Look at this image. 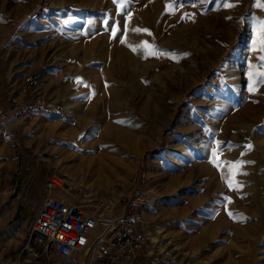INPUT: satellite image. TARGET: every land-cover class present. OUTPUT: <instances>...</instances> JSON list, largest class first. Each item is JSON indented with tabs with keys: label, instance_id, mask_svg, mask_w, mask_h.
I'll use <instances>...</instances> for the list:
<instances>
[{
	"label": "rangeland",
	"instance_id": "rangeland-1",
	"mask_svg": "<svg viewBox=\"0 0 264 264\" xmlns=\"http://www.w3.org/2000/svg\"><path fill=\"white\" fill-rule=\"evenodd\" d=\"M256 3L0 0V104L7 96L19 109L36 98L62 106L0 119V215L9 180L17 194L29 192L19 207L33 220L50 193L116 215L140 193L134 218L147 246L133 264H264V51L253 48L264 8ZM196 52L197 63L205 54L206 67L215 64L167 122L186 83L177 71ZM232 66L238 77L225 83L221 105L206 102ZM188 133L196 145L183 142ZM50 178L62 184L54 192ZM31 229L0 225V264L84 262L37 242Z\"/></svg>",
	"mask_w": 264,
	"mask_h": 264
},
{
	"label": "built area",
	"instance_id": "built-area-1",
	"mask_svg": "<svg viewBox=\"0 0 264 264\" xmlns=\"http://www.w3.org/2000/svg\"><path fill=\"white\" fill-rule=\"evenodd\" d=\"M33 78L29 77L27 81ZM5 96L0 104V119L24 113H60L62 106L36 98L22 107ZM50 178L45 188L56 191L62 184ZM60 182V181H59ZM61 183V182H60ZM144 196L140 193L125 200L120 215L103 213L84 204L50 195L44 199L33 221L31 234L37 242L53 247L69 258L85 255L80 264H122L142 253L147 246L143 230L136 225L135 215ZM2 264H22L4 262Z\"/></svg>",
	"mask_w": 264,
	"mask_h": 264
},
{
	"label": "bare ground",
	"instance_id": "bare-ground-1",
	"mask_svg": "<svg viewBox=\"0 0 264 264\" xmlns=\"http://www.w3.org/2000/svg\"><path fill=\"white\" fill-rule=\"evenodd\" d=\"M195 52V51H194ZM205 52V51H204ZM193 53V52H192ZM200 56H202L203 58V61H201L200 63H197V52H196V55L194 56L195 57V59H193L191 62L192 63H187V64H184L178 71H177V75L180 77V78H182V79H184V80H186V83L185 84H183L181 87H179L178 89H180V93L178 94V96H177V98H176V100L174 101V108H172V110H171V112L168 114V116H166V120H167V122L172 118V116L174 115V111L176 110V106L182 101V99H183V97L186 95V93H187V91L189 90V88L190 87H192L193 85H195V84H197L198 82H202L203 81V79L205 78V76H206V73L211 69V67H213L214 65L213 64H215V61L214 60H209L210 62H209V66H208V68L206 67V65L204 64L205 63V54H204V56H203V54H200ZM207 58H209V57H207ZM200 59V58H199ZM212 59V58H211ZM201 60V59H200ZM187 61H189V60H187ZM212 62V63H211ZM218 64V63H217ZM235 65H236V63H234ZM203 68H205V70L200 74L202 77L200 78V79H197V77H198V74H199V72L203 69ZM225 73H227L228 75L227 76H224L225 77V79L224 78H222L221 80H219L218 81V84H219V89H218V91H216L215 93H214V95H215V98H216V101H214V102H211L210 101V99H207L206 100V102H209V103H213V104H216V105H221V103L223 102V100H224V98L227 96V94H228V92L229 91H227V88L225 87L226 86V84L225 83H229V80L230 79H232L233 77H235L236 76V73H237V70H236V68H235V66H232V69L230 70V71H228V72H225ZM238 75V74H237ZM236 77H238V76H236ZM237 79V78H236ZM188 82V83H187ZM181 85V84H180ZM196 86V85H195ZM173 94V93H172ZM150 99V98H149ZM194 102H196L197 103V101H194ZM228 103V102H227ZM244 105V104H243ZM220 107V106H219ZM244 107V106H243ZM213 108V107H212ZM231 108V107H230ZM228 109V108H227ZM240 110H241V108H240ZM167 111V110H166ZM233 111V110H232ZM219 112V111H218ZM237 112V111H236ZM240 112V111H239ZM241 112H242V110H241ZM165 113V112H164ZM238 113V112H237ZM189 114V113H188ZM234 114V113H233ZM226 115V114H225ZM229 115H230V113H229ZM239 115V114H238ZM187 116V115H186ZM190 116V115H189ZM235 116V115H234ZM242 116V115H241ZM240 116V117H241ZM245 116V115H244ZM193 117V116H192ZM228 117V116H227ZM242 118V117H241ZM185 119V118H184ZM225 121H226V119H225ZM238 121V120H237ZM245 121V120H244ZM227 122V121H226ZM168 124V123H167ZM240 129L242 130V128H244V127H246V126H244V123H243V120L242 121H240ZM111 125V124H110ZM189 125V124H188ZM184 126V125H183ZM191 126H193V125H191ZM108 127V126H107ZM112 127V125L111 126H109V128H111ZM185 127H187V126H185ZM197 128V127H196ZM195 128V129H196ZM111 129H113V128H111ZM117 129V128H116ZM182 129V128H181ZM185 129V128H184ZM189 129H191V128H189ZM194 129V130H195ZM186 130V129H185ZM193 130V131H194ZM187 131V130H186ZM188 131H190V130H188ZM187 131V132H188ZM190 132H192V129H191V131ZM217 132V131H216ZM186 133V132H185ZM184 133V134H185ZM219 133V132H218ZM182 134V133H181ZM188 135H189V133H188ZM184 136V135H183ZM186 136V135H185ZM174 137V136H173ZM182 138V137H181ZM189 138H191V139H186V140H183V142L186 144V145H192L193 146V144H195V142L197 141V135L195 134H190L189 135ZM182 140V139H181ZM180 145V144H179ZM196 145V144H195ZM182 146V145H181ZM183 147V146H182ZM181 147V148H182ZM187 147V146H186ZM183 148H185V147H183ZM182 148V149H183ZM176 149V148H175ZM182 149H179V150H181V151H183L184 152V150H182ZM185 149H187V148H185ZM189 150V149H188ZM187 150V151H188ZM187 151H185L186 153H187ZM191 151H192V149H191ZM177 152V151H176ZM179 152V151H178ZM194 152V151H193ZM185 153V154H186ZM195 153V152H194ZM39 155H40V153H39ZM181 156V155H180ZM190 156V155H189ZM193 156V155H192ZM191 156V157H192ZM186 157H188V156H186ZM44 158L45 159H48V160H50L52 163L54 162V159H53V157H52V155L51 154H46L45 156H44ZM184 158V157H183ZM190 158V157H189ZM193 158V157H192ZM185 159V158H184ZM188 159V158H187ZM185 161V160H184ZM196 161V160H195ZM195 163H197V162H195ZM57 164V163H56ZM194 164V163H193ZM72 167H70L69 169H71ZM81 168V167H80ZM83 168H85V167H83ZM91 169V168H90ZM95 172V171H94ZM91 173H90V170H89V167H88V170H85V171H81V172H79V173H76V175H77V177H79L80 178V180H83V179H85V178H87L89 175H90ZM72 175V174H71ZM93 175V174H92ZM98 176V175H97ZM75 178H76V176H75ZM74 178V179H75ZM57 183L58 184H60V182L57 180ZM50 195H51V197H55V198H59V199H63V198H61L60 196H58V195H56V194H53V193H50ZM64 200V199H63ZM112 212H113V210H109L108 211V214H112ZM151 239L152 240H154V238L153 237H151ZM31 256L33 257V258H35L34 257V254L32 253L31 254ZM31 257V258H32ZM82 257H83V259H84V257H85V255H82ZM133 260L131 259V262H125L124 264H133V262H132Z\"/></svg>",
	"mask_w": 264,
	"mask_h": 264
},
{
	"label": "crops",
	"instance_id": "crops-1",
	"mask_svg": "<svg viewBox=\"0 0 264 264\" xmlns=\"http://www.w3.org/2000/svg\"><path fill=\"white\" fill-rule=\"evenodd\" d=\"M23 188L21 189V192L18 194L16 193L15 190L19 189L17 180L15 182L9 180V182L4 185L5 190H3V192L7 194L9 202L7 208H5L0 215V225H4V227H31L34 221L33 217L29 216L28 213H25L19 207V204L26 201L27 196L30 195L28 191H22ZM21 194L23 197H19ZM33 200L34 202L36 201L35 192H33ZM41 204L42 203H40V206Z\"/></svg>",
	"mask_w": 264,
	"mask_h": 264
},
{
	"label": "snow or ice",
	"instance_id": "snow-or-ice-1",
	"mask_svg": "<svg viewBox=\"0 0 264 264\" xmlns=\"http://www.w3.org/2000/svg\"><path fill=\"white\" fill-rule=\"evenodd\" d=\"M114 2H115V0H114ZM225 6L231 7L233 5L226 4ZM255 6L264 8V3H261L260 0H257V3L255 4ZM121 7H123V5H121ZM169 7L171 8V5H169ZM254 30L259 35L256 39L253 40V48L255 49L257 46H259L260 50L264 51V21H257V27ZM137 31H140V30L137 29ZM144 31H147V30L145 29ZM133 50L135 51V49H133ZM261 59L264 60V57H261ZM258 75H260L261 77H264V73H258ZM248 148L250 149L251 145H248ZM214 153H215V150H214ZM231 167L236 168V167H239V165L238 164H232ZM231 186H232L231 182H229V187H231ZM229 215H231V213H229Z\"/></svg>",
	"mask_w": 264,
	"mask_h": 264
}]
</instances>
